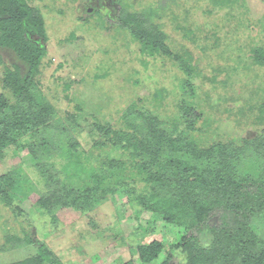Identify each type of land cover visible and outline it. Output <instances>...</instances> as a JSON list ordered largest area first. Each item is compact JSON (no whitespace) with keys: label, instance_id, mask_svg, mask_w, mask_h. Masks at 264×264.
I'll use <instances>...</instances> for the list:
<instances>
[{"label":"rangeland","instance_id":"374dc122","mask_svg":"<svg viewBox=\"0 0 264 264\" xmlns=\"http://www.w3.org/2000/svg\"><path fill=\"white\" fill-rule=\"evenodd\" d=\"M26 1L43 21L41 39L46 45L29 93L50 104L55 114L37 129L29 124L39 132L30 145L12 144L0 151V179L15 175L19 167L29 171L42 164V146L58 151L65 139L79 141L90 152L93 138L99 140L101 134L90 132L93 124L128 130L139 119L143 126L144 115L138 111L142 109L145 120L151 114L163 121H156V126L165 135L175 132L173 121L185 130V119L193 120L194 112L199 113L190 138L205 149L227 142L231 173L252 188L251 182L264 183V147L254 150L252 140L243 141L264 137V60L256 56V51L264 53V0ZM135 25L142 32L160 34L173 55L144 53L132 30ZM5 46L0 47V95L9 105H26L4 84L6 69L16 56ZM174 55L186 59L190 69ZM188 106L194 112L183 117L182 108ZM110 153L120 154L114 149ZM219 158L215 152L194 158L201 165L197 172L202 182L197 185L205 201H210V189L220 178L215 174L221 167ZM142 163L150 165L144 156ZM21 179L31 191L18 202L8 205L0 191V264L23 260L40 249L59 264H192L180 247L184 237L192 234L203 247L214 240L205 224L188 231L182 224L167 222L152 202L138 205V196L147 189L142 181L91 202L89 208L57 202L48 212L38 200L54 195L48 185L31 180L29 172ZM66 180L75 191L83 186L79 179ZM220 213L211 216V225L221 222ZM246 218L261 246L264 202L252 206ZM155 242L160 244L159 256L144 262L139 247ZM193 264L205 263L198 259Z\"/></svg>","mask_w":264,"mask_h":264},{"label":"trees","instance_id":"16d2710c","mask_svg":"<svg viewBox=\"0 0 264 264\" xmlns=\"http://www.w3.org/2000/svg\"><path fill=\"white\" fill-rule=\"evenodd\" d=\"M42 23L26 0H0V47L6 45L16 55L15 63L6 69L4 84L18 102H27L26 105H9L0 95V151L7 145H30L36 132H39L32 130L29 124L37 129L39 125H46L47 119L55 114L50 104L32 98L28 88L46 51L45 42L41 39ZM136 26L139 25L132 27V30L142 44L144 53L173 55L160 34L148 29L142 32ZM174 56L182 61L184 69H190L186 59L180 55ZM256 56L258 60H264V53L256 51ZM8 108L9 113L6 112ZM138 111L144 115L143 126L139 125V119H136L135 124H129L128 130L115 128L111 124L90 126L91 133H101L99 140L98 137L93 138L95 141L90 152L82 148L79 141L73 143L74 139H65L58 151L42 146L43 157L46 158L42 164L32 165L29 171L28 168L19 167L15 175L0 179L3 201L9 205L18 202L20 196L30 194L31 185L21 179L25 172L31 173V180L40 181L43 186L48 185L54 194L50 198L41 195L38 199L48 212H53L48 207L57 202L63 206L72 204L89 208L91 202H99L120 188L130 189L142 181L147 189L144 195L138 196V205H143L144 201L149 204L152 202L153 209L161 212L167 222L182 224L188 231L205 224L213 234L214 240L209 247L201 246L192 234L184 237L180 247L187 252L190 263L201 259L205 264H264V244L259 246L255 235L249 231L246 218L252 206L264 202V183L251 182L255 185L252 188L241 183L242 179H237L235 173H231L227 142L217 141L205 149L199 141L196 143L195 139L190 138L191 131L195 130V122L199 119V113H195L192 107L182 108L183 117H188L187 114L192 112L195 114L193 120L185 119L186 129H180V122L173 121L176 130L167 135L156 126V121L163 123L159 117L150 114L145 120V112L142 109ZM125 116L122 115L120 120L123 121ZM138 133H141L140 136ZM243 141H250V147L254 150L256 146L264 147V137L258 135L244 138ZM111 149L120 154L112 156ZM95 150L97 154H94ZM213 152L220 157L218 164L221 167L215 171L220 178L215 179L214 188H209L210 201H205L197 185L202 182L197 172L201 165L197 160ZM142 156L150 163L149 166H144ZM48 173L55 174L46 175ZM3 178L6 183H3ZM66 178L79 179L83 186H78L79 191H75L72 186H67ZM57 183L61 184V188L57 187ZM219 211L221 222L211 225V216ZM139 253L144 262H151L159 256L160 244L141 245ZM8 264H59V260L40 249L36 255Z\"/></svg>","mask_w":264,"mask_h":264}]
</instances>
